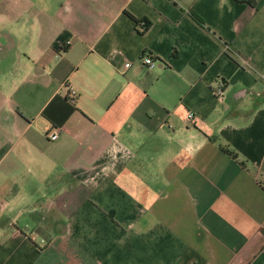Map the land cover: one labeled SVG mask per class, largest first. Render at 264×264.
Returning a JSON list of instances; mask_svg holds the SVG:
<instances>
[{
  "label": "crops",
  "instance_id": "obj_1",
  "mask_svg": "<svg viewBox=\"0 0 264 264\" xmlns=\"http://www.w3.org/2000/svg\"><path fill=\"white\" fill-rule=\"evenodd\" d=\"M263 71L264 0H0V264H264Z\"/></svg>",
  "mask_w": 264,
  "mask_h": 264
},
{
  "label": "built area",
  "instance_id": "obj_2",
  "mask_svg": "<svg viewBox=\"0 0 264 264\" xmlns=\"http://www.w3.org/2000/svg\"><path fill=\"white\" fill-rule=\"evenodd\" d=\"M175 1H177V0H175ZM142 23L145 24V21H142ZM141 59L148 66L154 67L155 59L148 52L142 53ZM125 64H126V66H129L131 64V62L128 61ZM262 75L264 77V71L262 72ZM224 88H225V82L223 80H220L217 88L215 89V93L221 99L224 97ZM71 92H72V94H74L75 90L72 89ZM187 116H188V119L190 121H192V122L195 121V115H194V113L192 111H190ZM60 131H61V127L55 126V127H53L52 129H50L48 131L47 136L49 137V139L54 140V139H56L59 136ZM0 204H1V202H0Z\"/></svg>",
  "mask_w": 264,
  "mask_h": 264
},
{
  "label": "trees",
  "instance_id": "obj_3",
  "mask_svg": "<svg viewBox=\"0 0 264 264\" xmlns=\"http://www.w3.org/2000/svg\"><path fill=\"white\" fill-rule=\"evenodd\" d=\"M142 21H143V20H142ZM142 21H141V22H142ZM144 21H145V20H144ZM146 23H147V22L145 21V24H144V25H146Z\"/></svg>",
  "mask_w": 264,
  "mask_h": 264
}]
</instances>
